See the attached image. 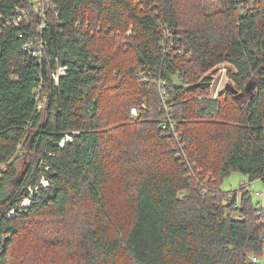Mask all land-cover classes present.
<instances>
[{"label": "trees", "instance_id": "16d2710c", "mask_svg": "<svg viewBox=\"0 0 264 264\" xmlns=\"http://www.w3.org/2000/svg\"><path fill=\"white\" fill-rule=\"evenodd\" d=\"M21 1L0 0V264H254L253 194L238 203L221 184L264 182V0L212 14L202 0H54L42 64L23 49L28 27L4 25ZM222 65L241 99L213 97Z\"/></svg>", "mask_w": 264, "mask_h": 264}, {"label": "built area", "instance_id": "2783aa9c", "mask_svg": "<svg viewBox=\"0 0 264 264\" xmlns=\"http://www.w3.org/2000/svg\"><path fill=\"white\" fill-rule=\"evenodd\" d=\"M54 7H55L54 0H22L21 5H17L13 11V14L10 17H7V19L4 21L5 26L13 25L22 28V25H25L26 27H28L27 30L22 31L20 33L19 37L25 38L24 40L25 42L23 44L24 51L27 52L30 56H33L36 59H38L40 64H42L47 57L46 53L48 48V41L45 40V32L50 24L51 18L49 16V13L50 11H52ZM68 70L69 69H67V66L62 65L59 62V59H57L55 66L53 67V70L51 72V81H53V83L59 84L60 79L63 76H66ZM40 78H41L40 85L35 91V98H37L38 101V109H42L48 99L47 98L48 93L43 88V85L45 83L44 77H40ZM214 82L215 80L212 82V85L214 84ZM161 88H162V92H165L164 94H166L167 89L164 88L163 82ZM165 108L167 111L168 108L166 104H165ZM132 114L134 116H137L138 110L136 108H132ZM172 121L173 119L171 116V110H168L167 114L164 117L163 130H165L166 133L171 132L176 137L178 146L182 150V146H181L182 139L180 138L181 136H179V133H177L176 125ZM75 134H78V132H75ZM69 141H72V136L70 134H68L65 137V139H63V141L60 142V146L63 147ZM178 155L180 156L181 154L179 153ZM6 168H7L6 166H3V170H5ZM45 169L48 170V167L46 166ZM41 185L43 187L50 186L49 180L44 175L39 180V185L36 186L30 185L28 187L27 196L25 197L24 200L18 203L16 207H14L12 210L9 211V218H13L16 212L21 213L26 211L27 207H29L32 203L34 194L37 192V190L40 189ZM257 195L260 196V201H257L255 203L256 215L258 219H260V224L264 226V205L261 203L264 194L262 192H257ZM236 206L238 207V204H236ZM262 233H263L262 239L264 241V231ZM262 253H264V251ZM251 260L254 264H259L258 262L259 259L257 254L253 255Z\"/></svg>", "mask_w": 264, "mask_h": 264}, {"label": "rangeland", "instance_id": "374dc122", "mask_svg": "<svg viewBox=\"0 0 264 264\" xmlns=\"http://www.w3.org/2000/svg\"><path fill=\"white\" fill-rule=\"evenodd\" d=\"M203 5L206 9V11L209 14L220 12L224 6L228 3L226 0H202ZM131 33V30L129 31V34ZM222 69L216 73L214 77V84L211 87V93L212 95L217 98L222 92L225 85L230 81V79L227 76V67L224 65L221 66ZM213 80V81H214ZM232 83V82H231ZM233 84V83H232ZM234 85V84H233ZM162 82H159V92L162 95L163 100L165 101L166 98L169 96L168 90L166 94L165 92H162ZM220 91V93H219ZM219 94V95H218ZM218 95V96H217ZM166 102V101H165ZM164 107V104L162 108ZM20 158L18 161V168L19 170H25L29 164L32 163L33 159L30 155L26 154L24 155V151H20ZM245 186V187H244ZM244 187V188H243ZM251 191L253 194V202L256 203L257 201H260V196L257 195V192H262L264 194V182L261 179H256L254 181H250V177L242 172L234 171L230 175L226 176V179L221 184V191L225 194H232L237 193V199L238 203L241 202V193L242 189ZM261 203L264 205V195L262 197ZM237 212L234 214V217H237ZM239 217V216H238ZM259 259V264H263L264 262V253L257 254Z\"/></svg>", "mask_w": 264, "mask_h": 264}, {"label": "water", "instance_id": "95a60500", "mask_svg": "<svg viewBox=\"0 0 264 264\" xmlns=\"http://www.w3.org/2000/svg\"><path fill=\"white\" fill-rule=\"evenodd\" d=\"M255 86H256V82L255 81H251L246 86L245 91H247L249 93V92H251V90L253 88H255ZM223 90H227L228 92H231L236 97L237 100L241 99L244 96V94H245L242 91L236 90V88L234 87V85L231 82L227 83L225 85V87L223 88ZM223 90H222V92H223Z\"/></svg>", "mask_w": 264, "mask_h": 264}]
</instances>
